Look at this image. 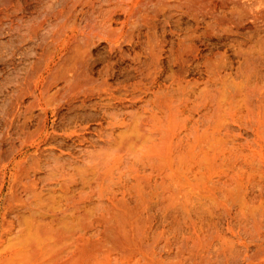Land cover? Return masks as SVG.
Returning a JSON list of instances; mask_svg holds the SVG:
<instances>
[{
  "label": "bare ground",
  "instance_id": "6f19581e",
  "mask_svg": "<svg viewBox=\"0 0 264 264\" xmlns=\"http://www.w3.org/2000/svg\"><path fill=\"white\" fill-rule=\"evenodd\" d=\"M51 2L48 45L41 37L48 47L28 52L30 83L25 90L12 83V94L20 86L21 93L0 118V264L256 259L264 252V188L228 186L229 131L219 115L235 102L229 87H246L228 81L232 58L246 61L263 40L264 0ZM12 3L2 1L0 13ZM149 17L152 27L137 28ZM114 24L127 30L124 44L114 41ZM257 94L250 98L262 112L264 93ZM56 101L63 104L53 108Z\"/></svg>",
  "mask_w": 264,
  "mask_h": 264
},
{
  "label": "rangeland",
  "instance_id": "374dc122",
  "mask_svg": "<svg viewBox=\"0 0 264 264\" xmlns=\"http://www.w3.org/2000/svg\"><path fill=\"white\" fill-rule=\"evenodd\" d=\"M2 1L4 2V0H0V6L2 4ZM51 1L52 2L53 1L54 2L57 1L56 3L58 4L59 1L64 2L65 0H59V1L58 0H34V1L33 0H26V5H25V3L22 0H19V3L18 4H16L15 0H13V3L11 5V8L13 6H14L13 7L14 9L16 8L14 10V12L11 11L12 10L11 8H8V9H6V13L5 12H2V14L0 13V118L2 117L1 119H3V116L1 114H3L4 112H6L7 110H9V108H10L9 107L10 106V104H9L10 101H11V105L14 104V103L16 104V100H18V99H16V100L13 101L12 100L13 95H16L18 93V88H19V92H20L21 86L25 85V83L28 84L29 80L27 82L26 79L30 75V72H34L35 71L33 69L35 66L34 67L32 66L33 67L32 69L34 71H30L31 68L29 67L30 65H34V63H35V62L33 63V60L35 58H33L34 54H32V53H35L37 51L40 52V49H42V50L44 49V45H45V47H48L43 42L44 40L41 39V37H44V39H45V35L50 34V32L49 33H47V32H48L49 29L50 30L52 29L51 28L52 27L51 24H54V23H51V21H49V22L47 21L48 23H50V25H48L47 23H45L46 21L44 22L45 19H48L49 20V18L51 20H53L52 19L54 17L53 11H55V9H54L55 6L54 5H56V4L55 3L53 4ZM68 1H70V0H68ZM49 2H51L52 5L54 6L53 7L52 5H50L54 9L52 11H50V9H49L50 7H48L49 6L48 5ZM64 3L66 4V2H64ZM60 5H61V3L58 4L59 7H60ZM62 5H64V4H62ZM58 6H56V9H57ZM47 7L49 9V12H51L50 13L51 14V17L53 16L52 18L50 17V14L49 13H48V15H49L48 17L49 18L47 17V14H46V12H48V11H46V10H48ZM24 9H26V10H24ZM152 13H154V12H152ZM152 13L150 15H153ZM15 15L17 16L16 17V20L14 19L15 18ZM43 17H45V19ZM11 18H13V21L15 23L13 21H11L12 20ZM18 18H21L19 20H22V21L17 20ZM9 20L11 22H9ZM81 20H83V19L81 18ZM42 21H43V23H42ZM144 21L147 22V25H143V24L141 25V24L138 23L137 24V28L139 27L140 30H144L147 27L150 28V27H152L155 24L156 19L149 17L148 19H146ZM40 23H42V24H40ZM83 23H84V20H83ZM9 24H10V26H9ZM15 24H17L18 28L15 26ZM78 24H80V21H79ZM39 25H42V26L38 27ZM69 25H70V23H69ZM80 25H82V23ZM119 25L120 24H114L113 25L114 28H115V30H113V31H116V29H117V32L116 33L119 34V32H120V34H119L118 37L116 36L117 34L114 32L115 33L114 34L115 36H113V38L114 39L116 38V40H114V41H116L117 44H124L125 41L126 42L128 41V38H126V36L127 37H129V36L125 33L127 31V30L125 31V27H122L121 25H120L121 26L120 27ZM46 28H47V30H46ZM34 29L36 31H34ZM66 29H67V27L64 28L65 33H64L63 29L62 30L60 29L61 32L63 31V33L60 34L58 32L59 35L61 36V38L62 39H65V40H66V37L71 33V32L68 31V29L67 30ZM55 30H57V27H55ZM133 30H134V33L132 34V37H131L132 41L135 40V36L137 35L136 34V28H134ZM32 31L33 32H36V33H33ZM45 32H46V34L44 35ZM34 34H36L35 37L33 36ZM124 34H125V36H124ZM158 36H159L158 39L161 40L162 37L160 35V32L158 33ZM32 37L35 38V39H33ZM48 38H47V40L45 39L46 42L49 40ZM94 38H96V37H94ZM94 38H92V39H94ZM103 38H104L103 41H100V43L107 44L108 39L110 40L109 37H103ZM98 39L99 38L97 37V41H98ZM95 40H93V41H95ZM33 41H34L35 44L33 43ZM97 41H95V42H97ZM263 41H264V38L257 45L258 48H259V52H260V54H258V55H263V56H261V57L260 56H257V53H259V52L256 51L258 49H256L257 46L254 44L255 47H253V49L255 48V51L252 50L254 53L251 51L250 54L244 55L245 56V59L249 56L248 59H246V61L242 58V56H241V58H235V57L232 58L233 59L232 60L233 70L230 72L231 73L230 76H229V79L230 80H228V81H231L232 83H235L236 82V84H238V86H239V83L244 84L242 87H244V86H246V87H253V85H254L253 89L255 88V83H256V85L258 84V87L259 88L258 87L257 88L259 90L258 91H254L252 89V91H250L251 88H249L250 90L247 89V90H249V93L250 94H253V92H254V95H250L248 93V91L246 90V87H244L245 90H243L244 88L241 87L242 88V90H241L240 89V86H239L238 87L239 89L237 88L239 91L237 89L234 90V88L232 90L229 87V90H231L230 92L234 94V95H232V94H230V95H232L234 97L230 96L232 98L231 99H228V102H229V100L230 101L233 100V102L234 101L235 102L234 103H231L232 105L231 104H228V105H230L229 106L230 108H227L229 111L227 112V114H224L225 117H222L221 115H219L220 119L221 118H223V119L225 118L223 120L224 122L221 121L220 119H219L220 121L218 120L219 122H223L224 123L219 128H223V127L226 126L228 128V131H229V134H228L229 136L227 137V139H228L227 147H228V150H229L228 153H229V155L231 157L229 156V166L230 167L228 166V169H229L228 170V175H229V178L230 179L229 178L228 179L230 181L228 182L229 183L228 186H242L241 188L242 189H245L246 190V193H249V190H252L253 188L256 191L257 188L255 186H259L258 189L261 186L260 190L262 188H264V113H263V110L264 109H261L262 112L261 111H258L257 108L255 109V107H256L255 104H253V103H255V97L256 96H259V94H257V93H261V94L264 93V90H263L264 87H261L260 86L261 84H264V58H263L264 57V49H263L264 48V42ZM122 42H124V43H122ZM40 43H41V45H40ZM32 44L34 46L36 45L35 48L34 47H32V48L29 47V46H33ZM37 44H39L40 46H42V44H43L42 48L41 47H40V49L37 48ZM261 44H263V45H261ZM47 45H48V42H47ZM259 46H261L262 48L259 47ZM260 48L262 50V53H261ZM26 49H28V50L26 51ZM46 49H45V51H46ZM14 51H15V53H13ZM21 52H23L24 54H27L28 52H32L31 53L32 55L30 53H28V55H30V57H29L28 55H24ZM255 52H257V53H255ZM234 59L235 60L237 59V61L240 60L241 63L235 61ZM27 63H28V65H27ZM237 63H238V66L239 67L237 66ZM235 65H236V67H234ZM246 65L247 66L249 65L248 68L246 67ZM235 68L239 69V71L237 69H235ZM244 70H246L248 72H246ZM26 72L29 73V75L27 76V78H26ZM245 72H246V75L247 76L245 75ZM23 73H25V74H23ZM242 73H244V74H242ZM241 75H243V76H241ZM23 77L26 78V79H24ZM32 78L33 77H31V79ZM14 80L16 81V83L14 82ZM242 81H243V83H242ZM12 83H13V86H15L16 84H18L17 86H19L20 83H21V86L20 87H17V93H15V91H13L15 94L14 93L12 94V90H14L13 89V86H12ZM232 83H230V84H232ZM245 84H247V85H245ZM250 84L252 86H250ZM28 85L23 86L22 89L24 87L26 88ZM234 86L235 85H233L231 87H234ZM25 88H24V90H25ZM257 88H256V90H257ZM10 91H11V94L9 93ZM234 91H236V92L234 93ZM240 91H244V92H240ZM245 91H247L248 96H247V94H246ZM93 92H94L95 95L97 94L96 93L97 90L96 91H93ZM239 92H240V94L237 95ZM241 93L243 95H245V97ZM17 96H18V94H17ZM17 96H14V97L17 98ZM252 96H255V97L250 98ZM10 97H11V100L8 101ZM65 100H67V99H65ZM63 101H61V102L56 101V103L53 106V108L57 107L60 104L62 105L63 104ZM251 103L254 106V109H253V106L250 105ZM228 105H227V107H228ZM7 106L9 108H7ZM248 106H251V108L248 107ZM41 107H44L45 108L44 104H41ZM33 111L36 114L37 111H39V110H33ZM50 111H51V109L48 111L49 114H50ZM225 111H227V110L225 109ZM221 113H222V111L221 112H218V114H221ZM218 114H216V115L218 116ZM226 115H227V117H226ZM250 117H251V119H250ZM261 117H262V119H261ZM1 119H0V132H2L4 130L3 129V121ZM50 120H54L55 121V118L54 117H50ZM215 120H217V118ZM89 124L91 125V129H93V128L96 127L95 124H93L91 122ZM218 124H222V123H218ZM33 127H36L35 121L31 125L30 130H33L34 129ZM49 127H50L49 128V131L50 132H51V130H54L56 132L61 131L60 130V127H58V123H55V124L54 123H49ZM216 128H217V126H216ZM69 129H68V127L67 128H64V131L66 130L65 131L66 133L67 132L68 133L71 132V134H72L73 133L72 127H70ZM73 137L74 136H72L71 138H73ZM5 148H7V147H5ZM217 170L215 171V174H217V176H215V178H216V181L218 180L217 182L219 183L220 182L219 179L222 180L221 179V176H222L221 173L222 172L219 169H217ZM217 184H216V186H218ZM250 188H252V189H250ZM250 193H251V191H250ZM252 250L249 251V252H247L248 255H251L252 253H254V249H252ZM250 252H252V253L249 254ZM241 253H244V252L241 250ZM241 255L242 254H240V257H241ZM257 257H259V258H257ZM248 261H246L244 264H264V252H259V254L256 256V259L254 258L253 260H248Z\"/></svg>",
  "mask_w": 264,
  "mask_h": 264
}]
</instances>
